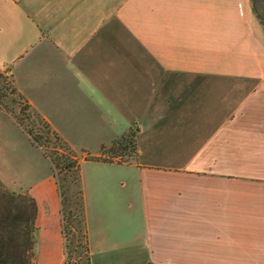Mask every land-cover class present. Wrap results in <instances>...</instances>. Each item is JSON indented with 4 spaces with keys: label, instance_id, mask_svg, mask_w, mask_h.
I'll return each mask as SVG.
<instances>
[{
    "label": "crops",
    "instance_id": "1",
    "mask_svg": "<svg viewBox=\"0 0 264 264\" xmlns=\"http://www.w3.org/2000/svg\"><path fill=\"white\" fill-rule=\"evenodd\" d=\"M0 71L79 156L89 264H264L251 0H0ZM130 132L132 161L87 159ZM0 187L36 202V264H65L51 165L1 108Z\"/></svg>",
    "mask_w": 264,
    "mask_h": 264
},
{
    "label": "trees",
    "instance_id": "2",
    "mask_svg": "<svg viewBox=\"0 0 264 264\" xmlns=\"http://www.w3.org/2000/svg\"><path fill=\"white\" fill-rule=\"evenodd\" d=\"M252 12L264 27V0H251ZM5 73L0 71V77ZM18 97L31 108L13 87ZM0 108L13 116L3 105ZM36 113V112H35ZM46 128L45 136H34L15 118V122L29 136L34 146L39 148L49 161L60 198L61 226L64 239V253L69 264H89L86 223L84 215L83 191L81 187L80 162L78 154L72 150L36 113ZM50 135L54 142L49 147ZM129 136V137H128ZM127 138V139H126ZM125 152L128 148L136 155L134 134L128 133L112 142L111 148ZM117 153V151H116ZM94 160L96 158H87ZM36 202L32 197L18 194L0 187V264H36L35 218ZM84 238V243L79 242ZM82 249V252L78 251ZM81 254L84 261L81 263Z\"/></svg>",
    "mask_w": 264,
    "mask_h": 264
},
{
    "label": "rangeland",
    "instance_id": "3",
    "mask_svg": "<svg viewBox=\"0 0 264 264\" xmlns=\"http://www.w3.org/2000/svg\"><path fill=\"white\" fill-rule=\"evenodd\" d=\"M13 83L12 79L9 75L4 74L0 77V98L3 105L7 108V110L11 113L15 120L19 121L25 129L31 130L34 136H45L46 128H44L43 123L40 121L38 116L36 115L35 111L31 108H28L24 101H22L16 92L13 90ZM14 120V121H15ZM13 134L11 139L14 141L16 137L17 128H12ZM129 137V136H128ZM127 139V138H126ZM48 144L49 147L52 146L54 140L53 138L48 135ZM15 143L13 142V151H14ZM114 151L111 148V145L108 147H104L99 156L96 157L94 160H101V161H115L117 163H126L130 162L134 158V154L128 148L125 152H121L117 150V145L113 147ZM117 151V153H116ZM79 157V156H78ZM21 194V193H18ZM84 238L79 237V242L81 244L84 243ZM78 251L82 252V249H78ZM84 261L83 254H81V263Z\"/></svg>",
    "mask_w": 264,
    "mask_h": 264
},
{
    "label": "built area",
    "instance_id": "4",
    "mask_svg": "<svg viewBox=\"0 0 264 264\" xmlns=\"http://www.w3.org/2000/svg\"><path fill=\"white\" fill-rule=\"evenodd\" d=\"M64 236V235H63ZM65 239V237H63ZM65 264H69L67 254L65 255Z\"/></svg>",
    "mask_w": 264,
    "mask_h": 264
}]
</instances>
